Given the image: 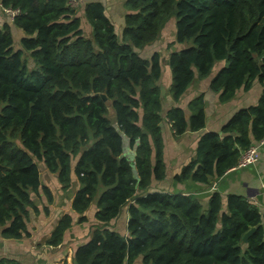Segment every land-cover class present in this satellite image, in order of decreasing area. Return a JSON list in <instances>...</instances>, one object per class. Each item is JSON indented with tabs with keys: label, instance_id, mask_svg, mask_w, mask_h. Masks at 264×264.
Wrapping results in <instances>:
<instances>
[{
	"label": "trees",
	"instance_id": "16d2710c",
	"mask_svg": "<svg viewBox=\"0 0 264 264\" xmlns=\"http://www.w3.org/2000/svg\"><path fill=\"white\" fill-rule=\"evenodd\" d=\"M0 6L19 10L0 24L3 238L28 236L42 164L62 189L79 185L71 203L75 214L59 220L48 245L60 244L74 216L83 222L96 205V223L73 250V264H133L138 258L142 264H264V216L246 197L215 191L204 208L191 193L150 192L152 179L161 181L165 173L162 62L158 52L143 58L136 51L174 23L167 49L179 48L170 50L167 65L176 103L195 77H208L220 62L209 85L220 103L250 90L255 80L262 86L258 102L237 111L220 134L203 135L195 158L174 176L208 185L264 140V0H125L120 35L97 1L79 8L70 0H0ZM16 30L23 33L17 43ZM204 105L200 94L188 103V119L178 106L167 111L175 137L204 128ZM124 139L135 150L133 161L123 155ZM42 192L50 202L49 190ZM125 205L123 236L106 227ZM9 263L17 264L0 260Z\"/></svg>",
	"mask_w": 264,
	"mask_h": 264
},
{
	"label": "crops",
	"instance_id": "0c3cea01",
	"mask_svg": "<svg viewBox=\"0 0 264 264\" xmlns=\"http://www.w3.org/2000/svg\"><path fill=\"white\" fill-rule=\"evenodd\" d=\"M101 2L105 7V14L114 25L116 34L120 35L123 28V16L126 13L124 8L125 0H70V4L75 3L76 7L89 2ZM73 2V3H72ZM8 19L0 6V24ZM173 22H169L162 30L161 35L168 33L163 41L158 39L151 46L145 47L140 56L150 58L158 52L162 62V72L158 85L164 89L162 95L163 121L161 123V136L163 143L162 160L164 164V178L161 181L152 179L150 192L161 191L167 193L181 192L195 195L201 205L206 208L210 194L218 191L225 198L228 194H238L246 197L250 202L257 205L264 216V140L258 145V161L245 168H236L227 171L222 177L212 179L208 185L195 183L192 180L177 182L174 176L180 173L196 156V150L200 138L206 133L220 134L222 127L240 109L255 105L262 92V86L255 80L248 91L239 89L234 97L226 102L220 103L218 94H215L209 87L210 81L218 70L224 65L223 62L216 64L212 73L203 79L195 77L194 81L187 88L178 103L174 102L170 95L171 72L165 66L170 50H177L179 46L174 45L167 49L168 44L174 41ZM118 31V32H117ZM17 37H22L21 31H15ZM137 51V50H136ZM138 52V51H137ZM204 97L205 125L199 131H186L182 135L175 137L166 119L167 111L178 106L184 110L188 119L190 111L188 103L198 95ZM109 117L113 116L111 110ZM123 155L134 160L135 150L129 147L128 139H124ZM154 161V155L152 156ZM40 189L37 195L33 196L34 206L29 208V218L26 222L28 236L19 240L5 239L0 231V260L13 261L17 264H73L72 254L76 246L86 241L96 223L94 214L96 211L95 202L91 203L84 212L85 221L78 223L79 215L74 216L73 225L65 231L62 241L57 246L47 244V240L52 235L59 220L65 215L73 213L71 203L76 190L79 188L77 181H74L72 189L64 190L55 174L49 173L41 164ZM47 188L51 194V201L43 194L42 188ZM128 205H125L118 217L106 228L126 236ZM10 264V263H9ZM133 264H142L141 258Z\"/></svg>",
	"mask_w": 264,
	"mask_h": 264
},
{
	"label": "built area",
	"instance_id": "2783aa9c",
	"mask_svg": "<svg viewBox=\"0 0 264 264\" xmlns=\"http://www.w3.org/2000/svg\"><path fill=\"white\" fill-rule=\"evenodd\" d=\"M3 13L5 14V16L9 20L12 21L14 19V17L19 14V10L3 9ZM260 143H258V144H260ZM258 159H259L258 145H253L241 154L237 165L232 169L248 167L250 165L255 164L258 161Z\"/></svg>",
	"mask_w": 264,
	"mask_h": 264
},
{
	"label": "rangeland",
	"instance_id": "374dc122",
	"mask_svg": "<svg viewBox=\"0 0 264 264\" xmlns=\"http://www.w3.org/2000/svg\"><path fill=\"white\" fill-rule=\"evenodd\" d=\"M81 1H84V0H81ZM73 3V2H72ZM77 5V4H76ZM76 5H75V3H73L72 4V6L74 7V8H79V6L78 7H76ZM167 26V25H166ZM165 26V27H166ZM164 27V28H165ZM87 28H88V31L90 32L91 31V28H90V26L88 25V24H86V23H82V29H83V32L85 33V35L86 36H90L91 35V33H90V35L89 34H87ZM163 30V29H162ZM118 32V31H117ZM166 37H168V33L167 34H165V32L163 33V35H161V33H160V40L161 41H163ZM15 40H16V43H17V40H18V37L17 36H15ZM153 45V44H152ZM149 46H151V45H149ZM14 47H17V45L16 46H14ZM138 51V53H139V55H140V52L142 51V50H137ZM27 56V55H26ZM29 61V65H30V67H31V61L30 60H28ZM165 66H167L168 67V65H167V62H166V64H165ZM111 112V108H109V115L111 114L110 113Z\"/></svg>",
	"mask_w": 264,
	"mask_h": 264
},
{
	"label": "water",
	"instance_id": "95a60500",
	"mask_svg": "<svg viewBox=\"0 0 264 264\" xmlns=\"http://www.w3.org/2000/svg\"><path fill=\"white\" fill-rule=\"evenodd\" d=\"M164 94V89L161 87V95ZM102 99L106 100V97L104 95H102ZM254 229L249 230L244 236H243V242L246 243L248 237L253 233Z\"/></svg>",
	"mask_w": 264,
	"mask_h": 264
}]
</instances>
